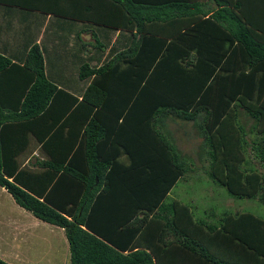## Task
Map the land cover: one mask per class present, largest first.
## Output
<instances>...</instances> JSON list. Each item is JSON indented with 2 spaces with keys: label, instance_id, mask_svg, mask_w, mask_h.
Segmentation results:
<instances>
[{
  "label": "trees",
  "instance_id": "trees-1",
  "mask_svg": "<svg viewBox=\"0 0 264 264\" xmlns=\"http://www.w3.org/2000/svg\"><path fill=\"white\" fill-rule=\"evenodd\" d=\"M212 1L207 15L197 0H0L51 14L44 31L73 40L86 80L70 92L61 67L46 76L33 41L0 53V187L61 228L68 264H264V214L197 218L167 199L193 163L168 129L178 118L202 139L203 174L264 206V0ZM78 21L103 39L83 41ZM31 143L42 158L24 163Z\"/></svg>",
  "mask_w": 264,
  "mask_h": 264
},
{
  "label": "crops",
  "instance_id": "crops-1",
  "mask_svg": "<svg viewBox=\"0 0 264 264\" xmlns=\"http://www.w3.org/2000/svg\"><path fill=\"white\" fill-rule=\"evenodd\" d=\"M200 3H204L206 6V9L208 11L207 15H209L214 10V2L211 0H197ZM252 3H254V8L259 9L261 8L260 5L256 4L259 3L262 0H250ZM263 13L259 14V17H256L257 19H262L264 22V11H261ZM206 15V16H207ZM54 17L51 16V14H42L41 12L37 11H30V10H23L19 8L17 5L13 4H5V2H0V53L4 56L19 59L22 55V51L25 48V44L29 42V44H32L31 41L36 43L39 46V49L41 50L45 62H44V68L46 70V76H48L47 73L52 74L56 68L61 67V73H63L64 76H66L67 81V89L71 91H81L82 87L86 84V80H79L76 78L77 75V65L78 59H72L74 54H69L72 49L70 47H74L73 40L69 39L67 44L63 46L62 44L60 46L55 45L56 39L53 34L55 30L47 32L46 24L50 22L51 29H57L54 25H52V21ZM254 18V17H253ZM36 21H43L42 25H40L39 28H36L34 23ZM64 24L65 27L68 26L67 21ZM76 29L81 28V32H79V36L82 38L83 41H89L93 42L94 38H97L96 32H99L100 38L103 39V29H101L99 26H93L89 25V23H83V22H75ZM96 30V32H95ZM75 32V31H74ZM118 33V30H115L113 33H110L108 35L109 37V43H112L114 39L116 38V34ZM88 34L89 37L86 38L85 35ZM32 36V37H31ZM70 38L74 37V34H71L69 36ZM58 46V47H57ZM54 47H56V52H60L62 54L61 58H55L53 57V53L51 50H54ZM91 46H87L86 50H91ZM108 49V46L104 49V52L102 55L106 54ZM86 50L82 51V56H85ZM63 51H66L63 52ZM50 58H46L45 56H48ZM56 59V60H55ZM67 59V60H66ZM72 60L73 62H71ZM101 60H90L88 64L90 66H98L100 64ZM67 65L69 70H65L64 66ZM80 65V64H79ZM52 71V72H51ZM5 74V73H4ZM9 74L11 72L9 71ZM71 85V86H70ZM30 147L32 150L28 152V155L24 159V163L27 162V158H30V161H33L35 157L42 158V155L38 151V147L31 143ZM121 159L124 160L123 153H121ZM35 156V157H34ZM34 157V158H33ZM35 161V160H34ZM31 166V164H30ZM0 192L5 194V190L0 187ZM2 193H0V198L2 196ZM9 195V194H8ZM10 196V195H9ZM11 197V196H10ZM13 201V200H12ZM13 203H15L13 201ZM17 205V204H16ZM4 213V212H2ZM8 216H11L10 214ZM7 215H4L2 220V223H0V235H4V239L2 242L6 245H9L7 247V250L11 253L8 254V256H12V259H10L11 264H33V258L35 255L44 257L45 248L43 247V240H39V242L32 241L29 237H27V232L31 231L29 226L25 225L24 223L18 221L17 219H10ZM33 217V216H32ZM31 221V225L35 227H45L49 231L52 230H58L59 238L57 239V244L55 245L56 250L55 253L61 252L64 250V242L66 241L61 228L45 223L43 221L38 220L37 218L33 217ZM34 221V224H33ZM41 229V228H40ZM8 230V231H6ZM47 230V231H48ZM12 232V234H9ZM9 241V242H8ZM3 243H0V256L6 258L5 254V248L3 246ZM45 245V244H44ZM50 245V243H49ZM62 246V249L60 247ZM42 247L43 253L36 252L35 254H32L29 250H32L33 248ZM60 250V251H57ZM29 251V252H28ZM18 256L27 258L25 261H18L15 258ZM9 263V264H10Z\"/></svg>",
  "mask_w": 264,
  "mask_h": 264
},
{
  "label": "rangeland",
  "instance_id": "rangeland-1",
  "mask_svg": "<svg viewBox=\"0 0 264 264\" xmlns=\"http://www.w3.org/2000/svg\"><path fill=\"white\" fill-rule=\"evenodd\" d=\"M96 35L98 39L101 40L99 32H96ZM85 37L88 38L89 35L86 34ZM168 129L172 133L177 149H179L183 155L191 158L193 162L192 164H189L192 168L186 173V175H184L182 179L176 182L169 191L167 198L168 200L175 198L188 204L192 212L194 213V216L197 218L203 217L204 210L208 211V209H212L214 211L216 210V212H221L225 209L230 211L238 209L260 215L264 214V206L262 204L256 202L255 200L252 201L228 196L225 188L213 184L207 178V176L203 174L205 161L199 160L197 158V155H200L199 145L202 139L191 127L190 122H183L177 118L173 122L168 121ZM199 158H201V156H199ZM9 214L11 216H8ZM4 215H7L10 219H17L18 221L29 226L31 231L27 232V237H29L32 241L39 242V240H43V247L46 246L44 247V257L35 255L34 257L36 258L32 259L33 264H68V251L66 241L64 242V250L55 253V245L57 244V239L59 238L58 230L49 231L45 227L40 226V229L39 227L32 226L31 221L32 219H34L32 215L26 210L22 209L20 206L13 203L12 198L8 195L7 192H5V194L2 193V196L0 198V223H2V220H4ZM9 234H12V232H10ZM3 239L4 235L1 234L0 243H3ZM9 245L3 243L6 258L2 255L0 256V259L4 260L7 263H10L9 261L10 259H12V256H8V254L11 253L7 250V247H9ZM11 246L15 247V244ZM60 249H62V246L60 247ZM29 251L32 254H35L38 251L43 253L42 247L33 248ZM15 259L18 261L27 260V258H18V256Z\"/></svg>",
  "mask_w": 264,
  "mask_h": 264
}]
</instances>
